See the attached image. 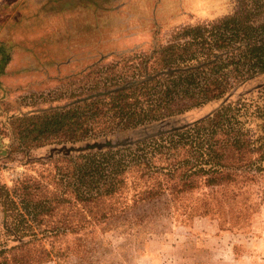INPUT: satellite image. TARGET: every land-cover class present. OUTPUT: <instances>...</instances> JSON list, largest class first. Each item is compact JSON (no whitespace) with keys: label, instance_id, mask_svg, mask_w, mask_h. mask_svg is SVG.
I'll return each instance as SVG.
<instances>
[{"label":"trees","instance_id":"trees-1","mask_svg":"<svg viewBox=\"0 0 264 264\" xmlns=\"http://www.w3.org/2000/svg\"><path fill=\"white\" fill-rule=\"evenodd\" d=\"M237 2L228 14L177 27L165 40L131 42L132 28L102 19L97 1L82 11L85 19H66L60 28L35 19L56 30L36 41L44 50L34 59L55 71L79 63L75 76L87 80L72 83L67 103L12 113L3 122L14 127L27 162L41 169L13 185L0 179V264L67 257L64 237L105 231L143 203L164 196L173 203L197 189L264 178V0ZM15 44L0 42V77ZM146 44L148 50H137ZM114 55L120 60L103 65ZM211 102L219 103L212 112L158 135L94 145ZM44 146L52 147L45 156L30 157L29 150Z\"/></svg>","mask_w":264,"mask_h":264},{"label":"rangeland","instance_id":"rangeland-1","mask_svg":"<svg viewBox=\"0 0 264 264\" xmlns=\"http://www.w3.org/2000/svg\"><path fill=\"white\" fill-rule=\"evenodd\" d=\"M89 1H97V15L106 17L102 19H120L121 24L126 23L125 28L131 27L130 33L136 34L133 40L129 39L131 42L141 39L150 41L154 37L165 40L177 27L220 18L239 6L238 0ZM89 1L50 0L45 1V5L53 7L52 10L55 7L58 11L66 5L72 10L90 11ZM116 6H120V9ZM66 8L64 10L67 11ZM0 13V42L12 40L16 43L6 73L0 77V179L13 185L16 179L38 175L41 166L27 162L26 154L18 149L19 145L13 140L16 134L14 127L9 129L3 123L7 116L65 104L71 99L72 83L81 85L87 79L75 76V72L82 69L79 63L55 71L54 68L44 70L34 59V55L44 50L35 46L36 41L47 34L48 29L56 28L38 27L34 19H11L15 17V9L5 8ZM43 14L48 13L44 11ZM77 16L74 14L73 18ZM58 18L50 22L51 26L60 28L65 25L66 16ZM104 31L106 34L109 29L105 28ZM151 45L146 44L137 50L146 51ZM118 60L120 58L114 55L105 60L103 65ZM259 81L264 82V76ZM218 105V102H211L181 115L120 131L101 138L94 145L100 148L133 144L203 117ZM51 148L33 147L28 152L32 159H38ZM215 189H197L181 195L179 198L182 199L173 203L168 201V196H164L130 209L127 218L116 219L113 226L105 231L97 227L91 235L83 232L82 239H79V234H70L60 242L63 247H69L68 256L51 259L44 264H193V258L194 264L198 259L205 264L210 258L227 264L228 256L233 254L242 258L263 255L264 178L247 183L234 181ZM205 201L210 202L209 206L204 205ZM190 202L196 203L199 208L188 209ZM207 208L209 210L205 213Z\"/></svg>","mask_w":264,"mask_h":264},{"label":"crops","instance_id":"crops-1","mask_svg":"<svg viewBox=\"0 0 264 264\" xmlns=\"http://www.w3.org/2000/svg\"><path fill=\"white\" fill-rule=\"evenodd\" d=\"M45 1L50 0H0V10L5 8L15 9V17L12 16L11 19H34V23L36 22L35 19H47L45 22L50 23L53 19H59L58 17L66 16L65 19H76L77 17L73 18V10L66 8V6H62V10L58 11L57 8L45 5ZM54 6V5H52ZM67 9L64 10V9ZM52 10V11H51ZM4 11V10H3ZM44 11L48 14H43ZM65 12V15H61L58 13ZM4 13V12H2ZM0 13V19L1 14ZM7 14V13H5ZM79 15L78 18L85 19V15H83L82 11L79 10V12L75 13ZM10 19V18H9ZM51 28V27H49ZM197 260V259H196ZM228 262L227 264H264V254L263 255H255L251 258H242L241 256H238L236 254H233L232 256H228L227 258ZM195 259L193 258V264ZM222 264V260H216L214 258H210L208 262L205 264ZM195 264H204V262L198 261Z\"/></svg>","mask_w":264,"mask_h":264}]
</instances>
